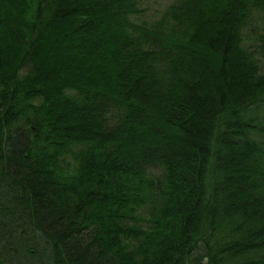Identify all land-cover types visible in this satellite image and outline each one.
<instances>
[{
    "label": "trees",
    "instance_id": "trees-1",
    "mask_svg": "<svg viewBox=\"0 0 264 264\" xmlns=\"http://www.w3.org/2000/svg\"><path fill=\"white\" fill-rule=\"evenodd\" d=\"M140 2L0 0V264H264V0Z\"/></svg>",
    "mask_w": 264,
    "mask_h": 264
},
{
    "label": "rangeland",
    "instance_id": "rangeland-1",
    "mask_svg": "<svg viewBox=\"0 0 264 264\" xmlns=\"http://www.w3.org/2000/svg\"><path fill=\"white\" fill-rule=\"evenodd\" d=\"M173 0H141L140 2V14H137L131 18L132 22L136 25H146L145 27L149 29L151 26L155 25L160 21L162 15L166 11L167 7L172 4ZM245 39V45L251 46L254 49L256 43L255 41L248 37ZM70 161H73L72 159ZM141 215H147L142 212Z\"/></svg>",
    "mask_w": 264,
    "mask_h": 264
},
{
    "label": "bare ground",
    "instance_id": "bare-ground-1",
    "mask_svg": "<svg viewBox=\"0 0 264 264\" xmlns=\"http://www.w3.org/2000/svg\"><path fill=\"white\" fill-rule=\"evenodd\" d=\"M32 92V91H30ZM40 99V96H34V97H31V102L33 104V107L37 108L38 107V101ZM48 116L47 114L45 113H41L39 116H38V121L40 123V125H48L49 123V120H48ZM29 261V260H28ZM38 264H40V261H36ZM31 263V262H30Z\"/></svg>",
    "mask_w": 264,
    "mask_h": 264
}]
</instances>
